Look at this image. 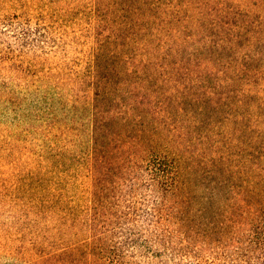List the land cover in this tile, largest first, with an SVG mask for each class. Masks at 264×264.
<instances>
[{
  "label": "trees",
  "instance_id": "16d2710c",
  "mask_svg": "<svg viewBox=\"0 0 264 264\" xmlns=\"http://www.w3.org/2000/svg\"><path fill=\"white\" fill-rule=\"evenodd\" d=\"M0 264H264V0H0Z\"/></svg>",
  "mask_w": 264,
  "mask_h": 264
},
{
  "label": "rangeland",
  "instance_id": "374dc122",
  "mask_svg": "<svg viewBox=\"0 0 264 264\" xmlns=\"http://www.w3.org/2000/svg\"><path fill=\"white\" fill-rule=\"evenodd\" d=\"M1 241V240H0ZM0 261H4V259L3 260H0Z\"/></svg>",
  "mask_w": 264,
  "mask_h": 264
}]
</instances>
